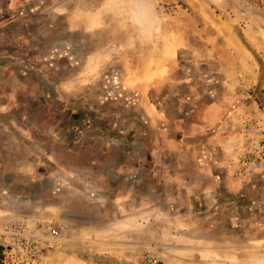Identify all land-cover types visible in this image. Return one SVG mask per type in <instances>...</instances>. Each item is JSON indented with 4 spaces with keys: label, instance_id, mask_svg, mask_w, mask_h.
Masks as SVG:
<instances>
[{
    "label": "rangeland",
    "instance_id": "1",
    "mask_svg": "<svg viewBox=\"0 0 264 264\" xmlns=\"http://www.w3.org/2000/svg\"><path fill=\"white\" fill-rule=\"evenodd\" d=\"M42 221L41 264H264V0H0V240Z\"/></svg>",
    "mask_w": 264,
    "mask_h": 264
},
{
    "label": "built area",
    "instance_id": "2",
    "mask_svg": "<svg viewBox=\"0 0 264 264\" xmlns=\"http://www.w3.org/2000/svg\"><path fill=\"white\" fill-rule=\"evenodd\" d=\"M68 222L42 221L25 229L23 224L6 228L0 240L7 264H41L69 236Z\"/></svg>",
    "mask_w": 264,
    "mask_h": 264
},
{
    "label": "trees",
    "instance_id": "3",
    "mask_svg": "<svg viewBox=\"0 0 264 264\" xmlns=\"http://www.w3.org/2000/svg\"><path fill=\"white\" fill-rule=\"evenodd\" d=\"M1 251H2V247L0 246V260H1Z\"/></svg>",
    "mask_w": 264,
    "mask_h": 264
}]
</instances>
